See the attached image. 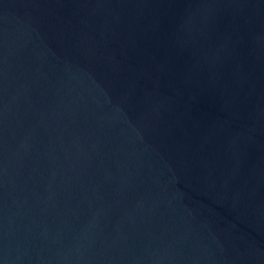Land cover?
Segmentation results:
<instances>
[{"label":"water","instance_id":"water-1","mask_svg":"<svg viewBox=\"0 0 264 264\" xmlns=\"http://www.w3.org/2000/svg\"><path fill=\"white\" fill-rule=\"evenodd\" d=\"M0 264H264V0H0Z\"/></svg>","mask_w":264,"mask_h":264}]
</instances>
